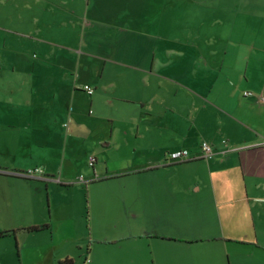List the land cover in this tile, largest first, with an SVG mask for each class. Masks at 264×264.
Listing matches in <instances>:
<instances>
[{"label":"crops","instance_id":"0c3cea01","mask_svg":"<svg viewBox=\"0 0 264 264\" xmlns=\"http://www.w3.org/2000/svg\"><path fill=\"white\" fill-rule=\"evenodd\" d=\"M11 2L0 7L8 31L55 59L41 62L53 68V91L38 89L36 121L8 124L34 137L30 159L13 169L45 172L2 173L12 186L0 188V239L11 242L0 264H78L81 253L91 258L80 264H264V30L236 38L234 24L217 28L218 13L205 20L202 11L173 31V0ZM78 75L92 93L86 83L71 88ZM202 140L212 156L170 158L179 148L198 154ZM70 153L95 158L80 165L88 208ZM109 185L118 206L112 239L93 230L90 215ZM98 221L102 228L103 215ZM108 240L116 250L94 244ZM129 240L142 241L149 260L128 251Z\"/></svg>","mask_w":264,"mask_h":264},{"label":"rangeland","instance_id":"374dc122","mask_svg":"<svg viewBox=\"0 0 264 264\" xmlns=\"http://www.w3.org/2000/svg\"><path fill=\"white\" fill-rule=\"evenodd\" d=\"M0 0V7L4 8L12 7L14 4L11 0H8L6 4L2 5ZM181 0L178 2L173 0V31L179 29H187L189 25H195L197 20L200 18V13L203 11L205 20H208L209 15L213 11L218 13L219 18L223 21L221 24L216 25V27L223 28L234 24V29L237 30L236 38L240 37V33H244L248 28L250 29L258 27L260 30H264V0H215V4L210 3L213 0ZM188 2V3H186ZM203 7V8H202ZM187 12L185 13V11ZM227 18V23L225 20ZM251 18V19H250ZM230 21V22H229ZM13 27L9 19L4 15V12L0 13V188L10 187L5 182L2 176L3 172H26L28 169H21L16 166L13 169L14 164L22 165L30 159V156L26 154L27 143L33 141L34 137L29 136H18V134L25 135L24 130L20 129L18 131L14 130L8 124H15L18 126H24L26 123H33L36 121L39 111L42 109L43 105L41 103L40 95L38 93L47 92L50 94L53 91V85H48V82L52 81L54 75L53 68L45 67L41 62L53 61L55 57L51 58V54L45 53L42 49H39L33 41H26V37L20 36L19 34L9 32V28ZM208 24H205V30H207ZM191 33V32H190ZM189 33V34H190ZM177 36H173L175 38ZM190 38L195 37L192 33ZM245 38H248L247 36ZM174 42V41H172ZM97 67H95V72L97 73ZM73 76V75H72ZM77 76V74L75 75ZM45 78L47 80V85L45 86ZM54 79V77H53ZM83 76L74 78L71 88L77 89L78 93L81 90L79 85L85 82ZM71 82V81H70ZM54 84V82H53ZM89 84V83H87ZM249 88V87H248ZM245 88V89H248ZM39 89V91H38ZM251 89V88H249ZM252 90V89H251ZM31 91H34L33 98L31 97ZM255 91V90H254ZM84 92V91H83ZM84 94H86L84 92ZM86 97V95H84ZM39 103V106H38ZM41 106V107H40ZM37 115V116H35ZM75 163H77V169L80 165L84 168L92 167L87 161H77L76 154H69ZM89 164V165H88ZM34 167V166H33ZM39 167V166H38ZM17 168V169H16ZM45 172V171H44ZM42 171V173H44ZM78 176L83 175L84 179L87 178V174L84 173L83 169L77 171ZM21 175V174H20ZM58 176V175H56ZM101 176V174H99ZM51 178V176H48ZM63 180V179H62ZM86 180V179H85ZM100 179L96 180L99 181ZM85 189L86 181L79 180ZM78 181V182H79ZM70 182H73L71 180ZM111 184V183H109ZM102 196L98 198H93L91 200V210L90 215L91 224L93 225V230L97 231L101 229L104 231L103 235H106L108 239H112L116 235V228L108 226V224L116 219V213L118 210L117 206V194L115 186L109 185ZM77 194V193H76ZM81 193L79 192V196ZM84 201L85 206L88 208V194L86 189L84 190ZM100 198V203L99 199ZM79 203L81 197H78ZM104 203H107L106 208H104ZM81 206L84 204L81 202ZM87 212V210L85 209ZM103 215V227H98L97 223ZM0 220H5V212L0 213ZM107 222V224H106ZM2 237L0 239V250L4 248V244L11 242V240ZM14 242V240H13ZM141 243V244H140ZM96 247L101 248L105 251H113L117 249V244L108 240L104 243L96 242L94 243ZM83 244L85 248L86 245ZM126 248L128 251H138L145 255V259L149 260L148 249L145 248V244L141 241H137V248L127 241ZM86 250V248H85ZM87 252V251H86ZM85 255V258H84ZM91 256L87 254H80L76 256L78 264L82 262L89 261ZM84 259V261H83Z\"/></svg>","mask_w":264,"mask_h":264},{"label":"built area","instance_id":"2783aa9c","mask_svg":"<svg viewBox=\"0 0 264 264\" xmlns=\"http://www.w3.org/2000/svg\"><path fill=\"white\" fill-rule=\"evenodd\" d=\"M83 88L88 93L93 92V87L87 83L83 85ZM252 93H253L252 90H248V89L244 90V94H252ZM258 97L262 100V102L264 104V94L262 93ZM214 153H215V150H214L213 145L210 142H208L207 140H202L200 142V152L198 154L193 155V154H190V152L187 148H179V149H176V150L170 152L169 155H170V158H172V160H174V161H184V160L192 159V158H196V157L208 158V157L212 156ZM88 159H89V163L92 164L94 162L95 158L93 156H89ZM42 171H43L42 168L35 166V167L28 169L26 172H18V174L32 176L35 174L42 173ZM44 177L48 178V176H46V175ZM78 178L81 181H86L84 179L83 175L78 176Z\"/></svg>","mask_w":264,"mask_h":264},{"label":"trees","instance_id":"16d2710c","mask_svg":"<svg viewBox=\"0 0 264 264\" xmlns=\"http://www.w3.org/2000/svg\"><path fill=\"white\" fill-rule=\"evenodd\" d=\"M4 233H5V231H1V232H0V235H1V234H4Z\"/></svg>","mask_w":264,"mask_h":264}]
</instances>
